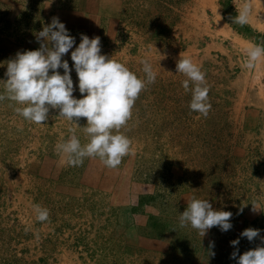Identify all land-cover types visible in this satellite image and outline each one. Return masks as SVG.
I'll use <instances>...</instances> for the list:
<instances>
[{
  "label": "rangeland",
  "instance_id": "obj_1",
  "mask_svg": "<svg viewBox=\"0 0 264 264\" xmlns=\"http://www.w3.org/2000/svg\"><path fill=\"white\" fill-rule=\"evenodd\" d=\"M252 1L241 25L242 0H0V80L17 51L40 47L36 33L53 17L73 48L81 34L99 36L101 54L141 78L147 59L157 73L119 129L130 149L116 168L88 157L62 164L55 145L71 134L86 143L83 129L53 108L30 123L0 101V264H236L234 250L264 246V71L244 66L247 44L264 45V0ZM179 57L205 74L207 115L189 109ZM192 197L230 211L232 227L202 237L181 227ZM247 228L260 230L252 241L240 236Z\"/></svg>",
  "mask_w": 264,
  "mask_h": 264
},
{
  "label": "clouds",
  "instance_id": "obj_2",
  "mask_svg": "<svg viewBox=\"0 0 264 264\" xmlns=\"http://www.w3.org/2000/svg\"><path fill=\"white\" fill-rule=\"evenodd\" d=\"M249 12L248 0H242L233 21L241 25L247 23ZM36 38H43L39 48L17 51L14 58L6 61L7 78L0 80V101L15 102L14 111L30 123L44 124L42 122L47 120L49 109L53 108L59 110V117L83 129L86 143L82 144L78 136L71 134L67 140L62 139L55 145L62 164L78 166L88 157L99 158L106 167L116 168L130 149L129 138L119 129L131 117L132 107L141 90L156 79L157 73L151 62L147 59L140 61L144 73L141 78L125 64L101 54L99 36L89 38L81 34L78 45L73 48L75 38L58 17H53L36 33ZM70 49L71 69L68 61L62 59ZM244 52L246 68L251 69L264 59V45L249 44ZM57 69H62L63 73ZM71 70L78 78L80 98L73 96ZM176 72L186 77L182 87L191 92L189 109L207 115L211 105L207 102L204 72L190 57L178 58ZM80 117L86 118L83 127L78 126ZM33 209L37 220L47 219V208L37 204ZM231 216L230 211L214 210L207 199L192 197L179 214L178 222L181 227L197 230L202 237L213 226L220 231L229 230L232 227ZM259 232V229L247 228L240 236L252 241ZM260 239L264 242V237ZM230 243L237 245L239 237ZM211 247H214V242H210ZM231 257L236 264H264V246L239 255L234 250Z\"/></svg>",
  "mask_w": 264,
  "mask_h": 264
},
{
  "label": "bare ground",
  "instance_id": "obj_3",
  "mask_svg": "<svg viewBox=\"0 0 264 264\" xmlns=\"http://www.w3.org/2000/svg\"><path fill=\"white\" fill-rule=\"evenodd\" d=\"M250 1V3H252L253 1L252 0H249ZM255 1V0H254ZM249 45L247 44V47H248ZM257 64H258V67H260V71L262 72V71H264V70H262V66H264V64H263V60L261 59V60H259L258 62H257ZM257 67V68H258ZM258 71V70H257ZM263 73V72H262Z\"/></svg>",
  "mask_w": 264,
  "mask_h": 264
}]
</instances>
